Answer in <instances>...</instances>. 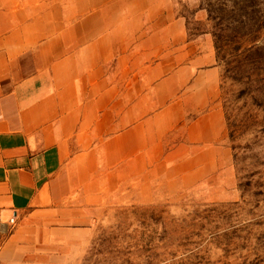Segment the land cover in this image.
Wrapping results in <instances>:
<instances>
[{
    "label": "crops",
    "instance_id": "crops-1",
    "mask_svg": "<svg viewBox=\"0 0 264 264\" xmlns=\"http://www.w3.org/2000/svg\"><path fill=\"white\" fill-rule=\"evenodd\" d=\"M220 90L176 0H0V212L17 219L0 264L59 261L127 185L151 201L230 169Z\"/></svg>",
    "mask_w": 264,
    "mask_h": 264
},
{
    "label": "rangeland",
    "instance_id": "rangeland-1",
    "mask_svg": "<svg viewBox=\"0 0 264 264\" xmlns=\"http://www.w3.org/2000/svg\"><path fill=\"white\" fill-rule=\"evenodd\" d=\"M176 2L188 40H213L232 167L182 193L156 182L151 201L125 186L54 264H264V0Z\"/></svg>",
    "mask_w": 264,
    "mask_h": 264
},
{
    "label": "built area",
    "instance_id": "built-area-1",
    "mask_svg": "<svg viewBox=\"0 0 264 264\" xmlns=\"http://www.w3.org/2000/svg\"><path fill=\"white\" fill-rule=\"evenodd\" d=\"M17 225L16 216H11L9 218H4L0 212V249L3 246L4 238L8 233H12Z\"/></svg>",
    "mask_w": 264,
    "mask_h": 264
}]
</instances>
